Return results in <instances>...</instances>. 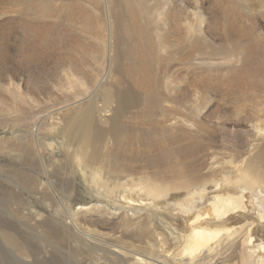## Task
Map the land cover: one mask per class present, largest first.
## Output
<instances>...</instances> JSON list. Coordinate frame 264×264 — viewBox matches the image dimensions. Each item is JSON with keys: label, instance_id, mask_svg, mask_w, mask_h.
<instances>
[{"label": "bare ground", "instance_id": "6f19581e", "mask_svg": "<svg viewBox=\"0 0 264 264\" xmlns=\"http://www.w3.org/2000/svg\"><path fill=\"white\" fill-rule=\"evenodd\" d=\"M38 1L43 25L24 26L22 59L62 46L57 88L70 97L37 113L44 101L0 80L22 123L10 151L34 153L46 174L16 176L48 195L9 221L1 215L0 264H264V3L216 0L227 6L221 17L212 0ZM9 18L0 12V34ZM233 78L249 83L232 90ZM65 161L56 193L53 171Z\"/></svg>", "mask_w": 264, "mask_h": 264}, {"label": "rangeland", "instance_id": "374dc122", "mask_svg": "<svg viewBox=\"0 0 264 264\" xmlns=\"http://www.w3.org/2000/svg\"><path fill=\"white\" fill-rule=\"evenodd\" d=\"M6 1V2H4ZM18 0H15V2H17ZM29 0L25 5L27 6H24V5H20L17 4L16 6L12 7L11 4L9 5L8 4V1L7 0H0V12H5V15H9L11 16V18H9V20H7V22L5 23L6 26L5 28L3 29V32L0 34V44H1V47L2 48H6V55L4 53V58L2 59V62L0 64H2V66H0V80L1 81H4L5 79V82L7 81H10V80H15L17 82H20L21 83V91H23L26 96H31L33 99L37 98L39 99L38 103H40V100L41 101H44L45 103H40L39 106L34 107V111L35 112H39V110H41L40 112L42 114H45L46 112H42V110L44 109L46 111V109L48 110V108L52 105L53 102L55 103H59L62 101H65L67 98L70 97L69 93L66 92V90L64 92H62V90L60 91L58 88H59V82H61L62 80H64V77H65V71L63 70L65 67V60H64V57L62 58L61 57V54L59 53V51L61 52L62 50V46L60 47L61 50H57L56 49H50L49 52H45V48H39L40 50L42 49L43 52H41L37 58V60L35 62H26V61H23L22 57V47H25L26 45V42L23 41L25 40V38H27L26 36H24L25 34H23V28L24 26L26 27H31V28H35L36 25H43L41 23V20L37 19V17H35L36 15L34 14L35 12H37L39 9H36L34 5H37L38 2H36L34 0L31 1ZM45 1L47 2V5H49L50 1L49 0H40V2H42L43 4L45 3ZM248 3L250 4V9H252V7L254 6H257V4H262L264 3V0H247ZM36 2V3H35ZM257 2V3H256ZM5 3V5H4ZM33 3V4H32ZM59 5H61L62 7V1H58ZM227 3H229L230 5H232L235 9H238V6L236 5V0H229L227 1ZM225 2H216V0H212V5H211V12L212 13H215L216 15L218 16H221V17H224L225 16V12L224 10L227 8V6H225ZM258 4V5H259ZM46 5V4H45ZM46 5V6H47ZM252 5V6H251ZM11 6V7H9ZM31 6L33 7L34 6V9H29L28 7ZM210 6V5H208ZM218 6V7H217ZM9 9H8V8ZM45 7V6H44ZM75 7V8H74ZM28 8V9H27ZM46 9L48 8L45 7ZM67 8V7H65ZM64 8V10H65ZM214 8V9H213ZM27 9V10H26ZM62 9V8H61ZM216 9V10H215ZM246 9V8H245ZM260 9H264V7H261ZM7 10V11H6ZM76 10L77 12H79V8L76 7V6H71L70 7V11L71 13H76ZM152 9L149 10V12L151 11ZM214 10V11H213ZM31 13L33 14L32 15V18L30 19L31 16H27L28 13ZM64 13H61V14H66V10L63 11ZM17 13V14H16ZM12 14V15H10ZM29 14V15H31ZM60 12H58V17L54 18V20H51V19H48L46 22H50L51 20V23H53L52 25H56L54 26V28L52 27L51 29L53 30L54 29V33H58L59 29L57 28V26L59 25V21L58 19L60 20L61 17H59V15L61 16ZM233 18L235 20H238V18H236L235 15H232ZM235 16V17H234ZM240 16V24H242L241 22L245 21V16L242 15V14H239ZM257 18L261 21L263 19L264 21V17L261 16V14L259 13L258 15H256ZM55 17V16H54ZM219 17V23L218 25L220 26V28L223 27V20L222 18ZM14 19V21H13ZM148 19V18H146ZM12 21V22H11ZM23 21V23H22ZM43 21V20H42ZM54 21V22H53ZM61 21V20H60ZM151 21V20H150ZM19 22V23H18ZM55 22L57 24H55ZM30 23V24H29ZM34 23V24H33ZM44 23V21H43ZM152 23V22H151ZM247 23L249 25H258V20L255 18L254 20H249L247 19ZM26 24V25H25ZM30 25V26H29ZM217 25V24H216ZM40 29H45L47 30V28L44 26H42V28L40 27ZM55 29H58V30H55ZM19 34V35H18ZM5 35V36H4ZM3 36V37H2ZM22 36V37H20ZM262 36V39L264 38V32H263V35ZM10 37V38H9ZM25 37V38H24ZM12 38V39H11ZM23 39V40H22ZM2 40V41H1ZM13 41V43H12ZM24 42V43H23ZM51 44H54L50 42ZM228 43V42H227ZM12 44V45H11ZM25 44V45H24ZM58 45V44H57ZM53 47H55V45H53ZM10 48V49H8ZM52 48V47H51ZM231 48L233 50H240L242 49L237 43L235 42H231ZM9 50V51H8ZM55 50V52H54ZM19 51V52H18ZM54 52V53H53ZM12 55H11V54ZM16 53V54H14ZM22 53V54H21ZM20 54V55H19ZM60 54V55H59ZM11 55V57H10ZM17 57H16V56ZM20 56V57H19ZM59 56V57H58ZM222 55H219L218 59H214V62H221L222 59H219V57H221ZM211 59L213 58V56H209ZM19 58V59H18ZM57 58V59H56ZM13 60V61H12ZM22 60V61H21ZM25 60V59H24ZM39 60V61H38ZM58 60V61H57ZM12 62V63H11ZM20 62V64H19ZM63 64H62V63ZM14 63V64H13ZM22 63V64H21ZM10 65V66H9ZM66 66V65H65ZM228 67V65H226ZM4 67V68H3ZM33 67V68H32ZM224 67L223 65L220 66V68ZM19 68V69H18ZM23 69V70H22ZM50 69V70H48ZM8 70V71H7ZM12 70V71H11ZM38 70V71H37ZM40 70V71H39ZM5 71V72H4ZM11 71V72H10ZM16 71V72H15ZM225 71V70H223ZM8 72V73H7ZM42 72V73H41ZM49 72V73H48ZM64 72V74H63ZM5 73V74H4ZM7 73V74H6ZM9 74V76H8ZM64 76H63V75ZM226 74V71L223 73V76H225ZM4 77H2V76ZM11 75V76H10ZM29 75H32V76H36L34 77L36 79V81L39 83L36 82V85L35 87H32L31 88V82L29 80ZM38 75V76H37ZM56 75V76H54ZM6 76V78H5ZM29 76V77H28ZM10 77V78H9ZM12 77V78H11ZM54 77V78H53ZM59 77V78H58ZM2 78V79H1ZM44 78V79H43ZM56 78V79H55ZM59 79V80H58ZM234 81H233V84L234 86H228L229 88H232V90H235V89H239L240 88H243L242 85H246L247 83H249L246 79L243 80V82L241 83V81L239 82L236 78H233ZM220 81L222 83H227L228 80L225 79V78H218V79H215L213 82L215 81ZM225 80V81H224ZM42 81V83H41ZM25 82V83H24ZM55 83V84H54ZM41 85V86H40ZM51 85H54V86H51ZM180 85L184 88H187L185 83L184 82H181ZM46 86V87H45ZM58 87V88H57ZM223 87H225V85H223ZM56 88V89H54ZM45 89V90H44ZM43 90V91H42ZM51 90V91H49ZM70 91V90H69ZM64 93V95H63ZM59 94V95H58ZM67 94V95H65ZM72 94V92L70 93ZM63 95V96H62ZM48 96V97H47ZM234 96H239V94H235ZM10 97V98H9ZM48 98V99H47ZM53 98V99H52ZM8 99V100H7ZM43 99V100H42ZM5 102H4V101ZM45 100H48V101H45ZM9 102V103H8ZM47 103V104H46ZM51 105H50V104ZM232 104H234V101L232 100L231 102ZM8 104V105H6ZM13 104V98H12V95H10L8 92L6 91H0V218H1V215H2V219L4 217H7L9 216L8 218H10L9 220L13 219L15 216L14 215H11L12 214H15L16 213L18 214L19 211H27L29 209H31V205H36V204H40V201L43 200V198L45 199L46 196V190H43V193L42 191H40V194L38 195V190L40 188L39 184L36 185V184H32V186L29 185V183H27L23 178L22 176L19 174V176H16L18 175V169H24L26 170L28 173H30V171L32 172L31 174H33L35 172L34 177H37L40 179H42L43 181L45 180L44 178L46 177V174H45V171H44V164L40 161V160H37L35 159L36 156L35 154H31V155H27V158H26V155H23L21 157H18V156H13V155H17L16 152H13V151H10V146H11V143H13L14 141V137L19 133V129L22 127V123H20L19 125L13 123L12 121V118H14V112L13 110L11 111L10 109V106ZM42 104V105H41ZM54 104V103H53ZM9 106L8 108H3L2 106ZM44 105H46V109L45 108H40L41 107H44ZM49 105V107L47 106ZM28 106V105H27ZM26 107V105H25ZM30 107V106H29ZM29 107H27L28 110ZM39 107V108H38ZM10 109V110H9ZM36 109V110H35ZM38 109V111H37ZM33 110V109H32ZM13 112V113H12ZM48 112V111H47ZM3 124V125H2ZM5 136V137H4ZM4 137V138H3ZM8 137V138H7ZM3 139V141H2ZM10 139V140H9ZM13 139V140H12ZM5 142V143H3ZM9 144H7V143ZM9 146H7V145ZM5 145V146H4ZM7 146V147H6ZM6 150H4L5 148ZM9 149V150H8ZM8 150V151H7ZM5 151V152H4ZM3 152V153H2ZM3 155V156H2ZM8 155V156H7ZM34 155V156H32ZM32 156V158H31ZM219 156L220 154H218L216 157L219 159ZM17 157V158H16ZM23 157V158H22ZM12 158V159H11ZM26 158V159H25ZM28 159V160H27ZM31 159H35L34 161L31 160ZM19 162L17 164V162ZM21 161V162H20ZM12 162V163H11ZM16 162V163H15ZM23 162V163H22ZM25 162V163H24ZM33 162V163H32ZM40 162L42 164H40ZM66 162V161H65ZM22 163V164H21ZM39 163V164H38ZM12 164V165H11ZM66 164V165H64ZM3 165V166H2ZM43 166V169L41 168V166ZM65 168H63L62 167ZM61 166H57L56 168L59 169V167L63 168L61 170V168L58 170V169H55L53 171V177L55 178L54 180L56 181V183H54V188L52 189L54 192H58V193H61L62 191V185L60 181H62V177H65L63 176L64 174L66 175L67 172L63 171V170H66L68 168V162L62 164ZM14 166V168H13ZM33 166V167H32ZM6 167V168H5ZM8 167V168H7ZM31 167V168H30ZM11 168V169H10ZM3 170V171H2ZM17 171V172H14V171ZM60 171L61 173H57V171ZM2 171V172H1ZM34 171V172H33ZM56 171V173H55ZM62 171H63V175H62ZM67 171V170H66ZM14 172V173H13ZM65 172V173H64ZM8 176H7V175ZM38 174V175H37ZM41 175V176H40ZM62 176V177H61ZM3 177V178H2ZM13 177V178H12ZM57 177V179H56ZM12 178V179H11ZM21 180V182H20ZM3 181V182H2ZM6 181V182H5ZM9 181V182H8ZM24 181V182H23ZM80 181V180H79ZM8 182V183H7ZM12 183V184H11ZM83 183V182H82ZM81 182L79 184H82ZM8 186H7V185ZM4 185V186H2ZM14 186V187H13ZM10 187V189H9ZM36 189H35V188ZM39 187V188H38ZM59 188V190H58ZM38 189V190H37ZM12 190V191H11ZM21 191V192H20ZM23 191V192H22ZM31 191V192H30ZM45 191V193H44ZM2 192V193H1ZM7 192V193H6ZM13 192V193H12ZM5 193V194H4ZM15 193V194H14ZM34 194V195H33ZM36 194V195H35ZM44 195V196H42ZM47 195V194H46ZM48 196V195H47ZM87 196V197H86ZM23 199H22V198ZM31 197V198H30ZM36 199H35V198ZM89 197V192L87 189H84V188H80V198L82 199H85V198H88ZM15 198V199H14ZM28 199V200H27ZM32 199V200H31ZM41 199V200H40ZM9 200V201H8ZM23 200V201H22ZM30 200V201H29ZM18 201V202H17ZM39 202V203H38ZM14 203V204H13ZM21 203V204H20ZM25 203V204H24ZM28 203V205L26 204ZM11 204V205H10ZM16 205V206H15ZM14 208H12V207ZM22 206V207H21ZM11 207V208H10ZM24 207V208H23ZM8 208V209H7ZM22 209V210H21ZM26 209V210H25ZM14 211V212H13ZM18 211V212H17ZM11 212V213H10ZM11 216V217H10ZM12 216H14L12 218ZM8 218L6 219H0V223L2 221V223L6 222V221H9ZM6 220V221H4Z\"/></svg>", "mask_w": 264, "mask_h": 264}]
</instances>
